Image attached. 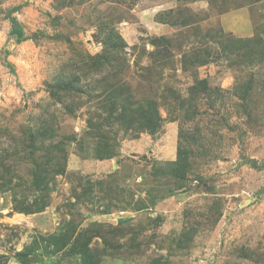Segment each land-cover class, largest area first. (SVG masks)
Here are the masks:
<instances>
[{"label":"rangeland","instance_id":"obj_1","mask_svg":"<svg viewBox=\"0 0 264 264\" xmlns=\"http://www.w3.org/2000/svg\"><path fill=\"white\" fill-rule=\"evenodd\" d=\"M0 264H264V0H0Z\"/></svg>","mask_w":264,"mask_h":264},{"label":"trees","instance_id":"obj_2","mask_svg":"<svg viewBox=\"0 0 264 264\" xmlns=\"http://www.w3.org/2000/svg\"><path fill=\"white\" fill-rule=\"evenodd\" d=\"M12 34L14 36H17V41L18 42H20L25 37L22 28L20 26H18V25L13 27ZM113 36L114 37H116V36L118 37L119 35L118 34L115 35L113 33V30H109V34L107 35V38L104 39V41H103L104 49L107 50L108 48H113L114 47L115 50H116V53L117 52L119 53V51L120 52L123 51V48L125 47V45L122 42V44H119V45L115 44L113 46H110L111 39H112ZM121 40H122V38H121ZM151 42H152L151 44L154 47H156V51H155V53L153 55L160 54L161 52H159L157 50L160 48V45L163 42H166V38L162 37V36L161 37H157V38L153 39ZM97 57H98L97 59L96 58L94 59V60L97 61L96 64H98V62H99V65H100L101 68L105 67L107 65V61L109 60V58L105 56V53H104V56L98 55ZM198 61L199 62L197 64H201V65L207 63V61H205L204 59H199ZM94 68H96V67H94ZM199 87L203 91L207 90V81L206 80H200L191 89L194 90L195 88H199ZM114 99H116V97H114ZM155 112H156V107H154L153 109L150 107V108H148L147 113H145L143 115V118L142 117L141 118L142 119H147L148 122L152 123L151 121H152V119H154V115H156Z\"/></svg>","mask_w":264,"mask_h":264}]
</instances>
